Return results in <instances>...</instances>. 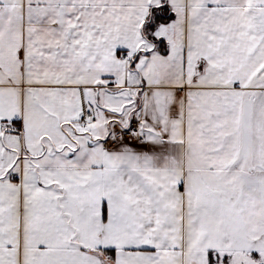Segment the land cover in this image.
Instances as JSON below:
<instances>
[{"label":"snow or ice","instance_id":"snow-or-ice-1","mask_svg":"<svg viewBox=\"0 0 264 264\" xmlns=\"http://www.w3.org/2000/svg\"><path fill=\"white\" fill-rule=\"evenodd\" d=\"M0 264H264V0H0Z\"/></svg>","mask_w":264,"mask_h":264}]
</instances>
